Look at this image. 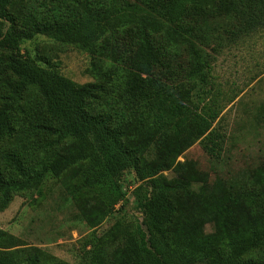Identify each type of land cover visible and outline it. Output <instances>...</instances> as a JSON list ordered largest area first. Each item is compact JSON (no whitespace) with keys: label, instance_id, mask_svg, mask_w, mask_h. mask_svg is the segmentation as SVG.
Listing matches in <instances>:
<instances>
[{"label":"trees","instance_id":"obj_1","mask_svg":"<svg viewBox=\"0 0 264 264\" xmlns=\"http://www.w3.org/2000/svg\"><path fill=\"white\" fill-rule=\"evenodd\" d=\"M50 2L15 14L13 0H0V148L16 137L25 149L0 154V212L15 195L40 193L47 180L69 171L65 187L73 198L86 192L104 205L103 212L95 210L100 220H89L95 227L125 202L118 177L131 170L140 218L116 224L121 247L113 259L102 258L101 237L91 242L86 264H264V159L213 180L190 166L174 165L202 137L207 155L220 157L223 141L217 140L216 129L204 136L220 113L215 102L202 107L205 117L195 116L160 148L132 143L124 124L134 122L123 119L129 109L117 99L109 102L101 83L77 86L21 48L44 36L95 58L107 57L118 65L115 75L129 57L134 72L128 100L135 107L138 100L168 95V88L177 91L188 84L191 92L203 90L208 50L217 54L264 35V0ZM33 99L49 124L23 122L18 128L16 113ZM170 169L171 179L160 176ZM207 224L210 233L204 230ZM15 244L0 230V264H70L43 260L37 253L25 256Z\"/></svg>","mask_w":264,"mask_h":264},{"label":"rangeland","instance_id":"obj_2","mask_svg":"<svg viewBox=\"0 0 264 264\" xmlns=\"http://www.w3.org/2000/svg\"><path fill=\"white\" fill-rule=\"evenodd\" d=\"M50 3V0H13V12H31ZM21 48L22 53L40 61L42 66H51L77 86L95 81L101 83L109 102L117 99L122 107L129 109L123 119L134 122L124 124L132 143L140 141L160 148L195 116L205 117L202 107L215 102L220 113L204 136L216 129L217 140L223 141L220 157L215 159L207 155L202 137L185 149L174 165L190 166L197 172L207 173L213 180L217 176L235 175L264 159V35L232 45L217 54L208 50L210 70L203 90L191 92L188 84L177 91L168 88V95L154 96L150 102L138 100L135 107L130 106L128 100L134 72L128 66L132 61L129 57L115 75L118 65L107 57L95 58L88 52L44 36L23 42ZM3 78L0 68V81ZM38 103L35 99L28 101L25 110L16 113L18 128L23 122L30 127L49 124L48 118L40 113ZM108 111L111 112L109 107ZM166 112L174 113L164 116ZM23 143L15 137L0 148V154L11 148L23 151ZM22 154L31 157L26 152ZM69 176L67 171L57 180H47L40 193L28 191L15 195L0 212V230L16 239L15 248L25 256L37 253L43 260L54 258L70 264H86L91 258V242L104 237L98 243L102 258L113 259L121 247L116 224L125 226L140 218L132 197L136 184L134 172L128 170L118 177L126 200L116 204L95 227H90L89 220L99 221L95 210L103 212L104 205L97 195L86 192L73 198L65 187L72 178ZM160 176L171 179L173 170L161 172ZM204 230L210 233V225H205Z\"/></svg>","mask_w":264,"mask_h":264}]
</instances>
